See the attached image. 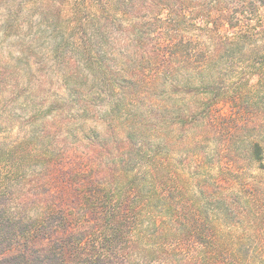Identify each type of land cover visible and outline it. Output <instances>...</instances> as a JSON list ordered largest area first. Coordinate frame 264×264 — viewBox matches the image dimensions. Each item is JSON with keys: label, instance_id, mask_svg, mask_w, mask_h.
Instances as JSON below:
<instances>
[{"label": "rangeland", "instance_id": "rangeland-1", "mask_svg": "<svg viewBox=\"0 0 264 264\" xmlns=\"http://www.w3.org/2000/svg\"><path fill=\"white\" fill-rule=\"evenodd\" d=\"M187 2L186 12L174 21L145 7L111 17L104 21V34L94 39L81 33L73 12L77 0H0V191L5 182L18 188L22 194L7 201L15 206L27 191H43L46 178L54 190H65L85 178L78 168L103 170L121 160L128 132V156L135 161L141 136L162 134L170 176L180 175L184 183L180 193L169 186L170 197L180 194L182 205L174 206L179 221L168 216V223L187 230L175 232L164 250L177 254L175 262L196 250L198 264H264V60L220 63L214 84L192 78V83L169 85L160 126L153 117L139 116L133 105L116 109L115 120L105 124L107 98L92 93L112 75L171 80L177 74L170 72L172 62L154 52L171 48L172 39L183 49L213 47L247 34L242 46L264 47L260 0ZM86 9L85 14L92 12ZM220 12L225 16L216 20ZM239 94V101L229 103ZM132 118L146 119L139 132L127 129ZM93 140L101 143L99 149H93ZM257 142L263 149L259 158ZM140 167L133 161L129 172ZM26 205L35 209L41 202ZM128 220L122 246L129 248L132 262L171 264L152 240L155 230L131 241L140 227L134 216ZM175 236L198 241V247L187 243L176 250Z\"/></svg>", "mask_w": 264, "mask_h": 264}, {"label": "trees", "instance_id": "trees-1", "mask_svg": "<svg viewBox=\"0 0 264 264\" xmlns=\"http://www.w3.org/2000/svg\"><path fill=\"white\" fill-rule=\"evenodd\" d=\"M260 1L264 3V0ZM188 3L187 0H77L73 12L81 33L90 34L95 39L104 34V21L109 23L111 17L133 14L136 9L145 7L156 16L165 13L170 21H174L186 12ZM86 8L92 12L85 14ZM211 14L209 12L208 15L212 17ZM220 15L225 16L220 12L216 20ZM237 38L238 41L233 42L222 40L213 47L198 45L183 49L178 47L175 39L169 40L167 43L172 44L171 48L159 49L154 55L157 59L172 62L170 72L177 74L171 80L167 76L134 78L126 74L107 78L92 92L107 98L105 124L115 120L113 114L116 109L123 106L128 110L133 105L139 116L150 120L153 117L160 126L164 124L161 116L166 109L165 90L169 85L188 81L192 83V78L200 83L214 84L216 77L220 76L217 73L220 63L264 60V47L242 46L240 42L247 38V34ZM178 57H181L179 62L176 61ZM241 96L239 94L230 98L229 103L239 101ZM235 109L242 112L238 106ZM155 111L161 115H155ZM255 119L251 118V122H256ZM143 121L132 118L134 125L127 129L139 132ZM129 136L125 135L121 160L102 167L103 170H96L94 165L86 166L87 169L78 168L77 173H83L87 179L82 178L79 184L78 181L66 184L65 190L64 187L54 190L51 178H46L41 184L43 191H27L25 195H20L24 202L10 206L7 201L16 199L22 193L18 188L13 190L10 182H5L3 191H0V264H134L129 248L122 246L124 229L129 227L127 222L131 216L135 217L136 222L139 221L140 227L136 228V238L131 241L147 238L149 236L144 232L155 230L151 234L154 237L152 240L158 242V252L166 254H161L165 262L198 264L196 250L175 262L177 254L163 248L167 240L173 239L175 232L177 235L178 232L187 231L186 228L173 227L168 223V216L179 221L180 213H175L174 206L182 205L180 194H174L175 198L170 197L173 192L169 186L175 187L180 193L184 183L180 175L170 176L166 139L162 134L152 138L141 136L136 143L140 155L135 161L128 156L132 145ZM92 146L96 150L101 143L93 140ZM262 150L260 144L255 143L257 158L261 157ZM133 161L134 165L141 163L139 172L135 174L129 172ZM111 170L113 173L109 178L112 180H109L106 175ZM75 186L77 190L83 186L82 192H77ZM35 201L41 202V206L31 209L26 205ZM174 201L177 204H173ZM186 201L187 204L194 202ZM143 213H150V216L145 217ZM144 224H147L145 228ZM175 237L178 238L173 244V247L177 246L176 250H183L187 243L192 248L198 247V241L190 239L185 242L184 237Z\"/></svg>", "mask_w": 264, "mask_h": 264}]
</instances>
